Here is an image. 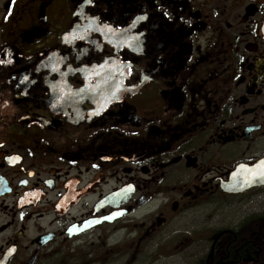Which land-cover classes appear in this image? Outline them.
<instances>
[{
  "label": "flooded vegetation",
  "instance_id": "af4514ba",
  "mask_svg": "<svg viewBox=\"0 0 264 264\" xmlns=\"http://www.w3.org/2000/svg\"><path fill=\"white\" fill-rule=\"evenodd\" d=\"M175 250L264 264V0H0V264Z\"/></svg>",
  "mask_w": 264,
  "mask_h": 264
},
{
  "label": "rangeland",
  "instance_id": "374dc122",
  "mask_svg": "<svg viewBox=\"0 0 264 264\" xmlns=\"http://www.w3.org/2000/svg\"><path fill=\"white\" fill-rule=\"evenodd\" d=\"M239 202H240L239 200H235L234 206L237 203H239ZM201 220H202V218H198V217H197V219L194 218L192 220L191 228L188 229V231L191 233L194 229H196V227L198 225H200V221ZM183 249H184L185 253L187 251L189 252V250L187 248H182V250ZM190 250H192V249H190ZM173 253H177V254H173ZM171 254H170L171 256L165 257V259L164 258H159L158 261H156V262L154 261L152 264H186L185 262H191L190 260H188L187 257L185 258V261H184L183 257H184L185 254H183V252L181 250L172 251Z\"/></svg>",
  "mask_w": 264,
  "mask_h": 264
},
{
  "label": "bare ground",
  "instance_id": "6f19581e",
  "mask_svg": "<svg viewBox=\"0 0 264 264\" xmlns=\"http://www.w3.org/2000/svg\"><path fill=\"white\" fill-rule=\"evenodd\" d=\"M263 198V197H262ZM258 199V198H257ZM261 200V199H260Z\"/></svg>",
  "mask_w": 264,
  "mask_h": 264
}]
</instances>
